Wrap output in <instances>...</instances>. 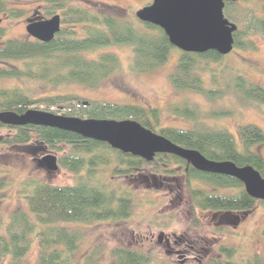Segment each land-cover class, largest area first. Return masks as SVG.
Segmentation results:
<instances>
[{"label": "trees", "instance_id": "1", "mask_svg": "<svg viewBox=\"0 0 264 264\" xmlns=\"http://www.w3.org/2000/svg\"><path fill=\"white\" fill-rule=\"evenodd\" d=\"M42 10L43 16L48 18L61 11L62 25L70 24L71 28H61L49 43L33 38L0 41V81L33 82L55 88L80 85L97 89L110 76L120 72L121 62L114 53L89 56L96 50L114 45L130 47L129 69L142 74L158 69L167 61L171 50L176 49L159 27L137 19L133 22L96 14L70 6L68 0H44ZM3 13L11 17L22 15L21 11L8 9L6 0H0V14ZM247 29L264 35V28ZM233 37L234 46L238 47L237 32ZM3 38L4 32L0 29V40ZM241 45L239 48H254L247 41ZM179 53L178 62L169 75L171 86L177 92H191L208 101L220 98L223 90L217 84L221 71L212 69L209 64H219L223 56L216 52ZM206 72L216 87H205L203 74ZM224 85L239 101L264 103V88L249 82L244 76L236 75L232 82ZM41 105L49 108L57 106L68 111L72 106L77 108L75 115L68 111L61 114L66 117L132 119L177 146L198 152L209 160L230 161L238 167L251 166L264 179V159L253 150L264 143L261 129L251 124L239 126V141L236 142L227 130L205 125L206 118H223L231 114L229 110L206 113L186 102L174 103L167 106L168 113L193 124L190 128H177L160 126L162 110L158 108L103 101L83 102L76 95L55 92L33 98L20 86L0 87L2 117L21 115ZM1 119L0 132L5 131L6 134L0 136V146L45 149L61 154L58 163L76 175L77 182L70 186H56L31 179L21 184L20 193L26 200L27 211L13 212L7 222L0 216V264H4L5 260L6 264H23V257L34 241L39 249L34 264H77L75 253L83 234L67 224L120 220L130 215L132 190L110 181L114 177L131 180L130 186L145 185L149 189L151 183L154 186L159 183L160 177L180 176L182 184L176 186V193L185 195L193 212L246 215L258 204L264 205L263 201L248 196L236 179L198 172L174 155L156 154L151 162H145L139 157L114 150L106 143L85 139L71 132L33 125L12 126L4 124ZM145 168H150V173L146 174ZM6 186L7 182L0 179V189ZM220 190L225 191L221 193ZM262 234L264 236V229ZM218 251V259L210 264H240L236 249L222 245ZM112 254L116 264H148L150 261L143 252L130 249H115ZM90 258L84 264H92ZM244 264L262 263L255 255Z\"/></svg>", "mask_w": 264, "mask_h": 264}, {"label": "rangeland", "instance_id": "2", "mask_svg": "<svg viewBox=\"0 0 264 264\" xmlns=\"http://www.w3.org/2000/svg\"><path fill=\"white\" fill-rule=\"evenodd\" d=\"M6 1L8 9L21 11L22 15L11 17L7 13L0 14V29L4 32V38L0 41L32 39L25 31L26 20L28 18H48L43 16L44 0ZM151 2L152 0H68L70 6L133 22L137 19L136 12L150 5ZM250 4L252 10L250 12L257 13L258 5L255 2ZM59 15L62 20L61 14ZM240 15L245 16V12L242 11ZM61 28H71V26L61 24ZM237 29L239 46H243L241 44L247 41L251 42L254 48L243 49L234 46L229 54L223 56L219 64H209L212 69L216 68L221 71L217 85L222 86L223 91L221 97L215 98L214 101H208L201 95L187 91L177 92L171 86L169 75L178 62L180 55L178 50L172 49L167 61L158 69L141 74L130 71L131 49L120 45L101 48L89 55L95 56L102 52L114 53L121 62L120 72L110 76L97 89H88L80 85L55 88L15 80H2L0 87L20 86L29 91L33 98L55 92L76 95L83 102L103 101L110 104L158 108L162 110L160 126L177 128H190L193 124L168 113L169 107L167 106L174 103L186 102L189 106H198L203 112L229 110L230 115L223 118L216 116L206 118L204 122L210 127L227 130L238 142L239 126L255 125L264 133V103L239 101L235 94L225 89L224 84L232 82L236 75H240L249 82L264 88V35L252 29ZM209 75L207 72L203 74V82L207 89L216 87ZM35 109L56 112V115L68 111L59 109L57 106L49 108L44 105ZM76 109L72 106L68 113L73 115ZM5 134V131L0 132V136ZM253 150L264 159V143L255 146ZM40 151L41 149L0 146V179L7 182V186L0 189V216L4 222H7L8 217L15 211H27L26 200L20 193L21 184L25 180L35 179L56 186L76 184V175L59 163L55 172H48L38 163L40 158L46 154L55 155L58 160L61 154L45 149ZM145 170L146 174L150 173V168H145ZM159 179V183H156V186L151 183L152 187L149 189L145 188V185L130 186L131 180L124 178L110 179L113 183H120L132 190L133 204L130 215L120 220L67 224L71 229H78L83 234V240L75 253L77 264H84L90 257L92 264H116L112 254L115 249L143 252L150 258L148 264H210L218 259V250L222 245L237 250V261L240 264H244L247 259L255 255L264 264V236L262 234L264 205L258 204L246 215L193 212L187 204L185 195L176 193L178 190L176 186L182 184L180 176L160 177ZM224 191L220 190L221 193ZM38 251L36 242H32L23 257V264L36 263Z\"/></svg>", "mask_w": 264, "mask_h": 264}, {"label": "water", "instance_id": "3", "mask_svg": "<svg viewBox=\"0 0 264 264\" xmlns=\"http://www.w3.org/2000/svg\"><path fill=\"white\" fill-rule=\"evenodd\" d=\"M225 1L235 0H152L136 12L138 21L159 27L171 46L184 53L229 54L234 46V24L223 17ZM61 30V18L56 14L47 19H29L26 33L42 43L51 42ZM4 124L40 126L77 134L85 139L106 143L123 154L151 162L156 154L174 155L193 169L205 174L231 177L240 182L246 194L264 202V179L251 166L238 167L230 161H212L198 152L184 149L162 135L156 134L132 119H81L30 109L24 114L0 115ZM48 171L58 169V158L46 154L39 160Z\"/></svg>", "mask_w": 264, "mask_h": 264}, {"label": "flooded vegetation", "instance_id": "4", "mask_svg": "<svg viewBox=\"0 0 264 264\" xmlns=\"http://www.w3.org/2000/svg\"><path fill=\"white\" fill-rule=\"evenodd\" d=\"M252 2L258 5L257 13L250 12L252 11L250 4ZM242 11L245 12V16L240 15ZM222 12L223 17L234 24L236 28H264V0L225 1ZM242 16H244L243 19ZM29 19L33 18H28L27 20Z\"/></svg>", "mask_w": 264, "mask_h": 264}]
</instances>
